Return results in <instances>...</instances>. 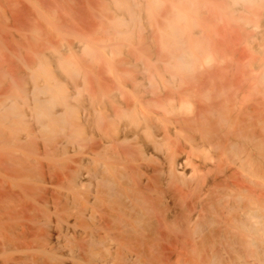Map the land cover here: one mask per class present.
Masks as SVG:
<instances>
[{
  "label": "bare ground",
  "instance_id": "6f19581e",
  "mask_svg": "<svg viewBox=\"0 0 264 264\" xmlns=\"http://www.w3.org/2000/svg\"><path fill=\"white\" fill-rule=\"evenodd\" d=\"M0 264H264V0H0Z\"/></svg>",
  "mask_w": 264,
  "mask_h": 264
},
{
  "label": "rangeland",
  "instance_id": "374dc122",
  "mask_svg": "<svg viewBox=\"0 0 264 264\" xmlns=\"http://www.w3.org/2000/svg\"><path fill=\"white\" fill-rule=\"evenodd\" d=\"M68 153L66 154V155H64V158L66 159L67 157L69 158L68 160L70 161V164L73 166V167H77L78 165H79V162L80 161H83V158L84 157H82V154H77L76 152H74L71 148H68ZM67 160V161H68ZM85 178V177H84ZM68 227H69V225H68ZM71 227V226H70ZM54 233L56 232V237H57V232H58V230L57 229H55L54 228ZM55 237V238H56ZM55 238H54V246H55V244H56V240H55Z\"/></svg>",
  "mask_w": 264,
  "mask_h": 264
}]
</instances>
